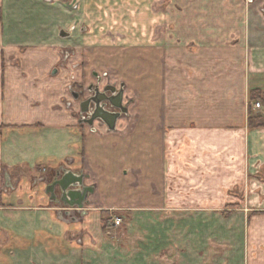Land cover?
Here are the masks:
<instances>
[{
    "label": "crops",
    "instance_id": "1",
    "mask_svg": "<svg viewBox=\"0 0 264 264\" xmlns=\"http://www.w3.org/2000/svg\"><path fill=\"white\" fill-rule=\"evenodd\" d=\"M71 1L0 0V264H208L207 227L195 230L202 243L194 246L192 214L170 209L209 204L210 188L230 185L264 205V121L253 111L255 102L264 105V2L156 0L154 15L143 3L155 0H108V13L120 3L135 30L130 44L113 45L107 34L98 41L96 20L85 14L96 0H73L77 9ZM80 10L84 18L75 19ZM120 55L135 81L118 77ZM152 62L156 81L154 68L146 71ZM92 72L143 93L156 84V117L138 116L139 92L115 131L80 124L71 92ZM101 147L124 148L134 159L148 151L146 171L125 166L108 178L102 163L85 159ZM62 169L94 187L83 210L47 194ZM115 218L130 222L121 245ZM263 238L253 224L246 245L234 241L231 264H264ZM216 249L215 263L226 264L221 243Z\"/></svg>",
    "mask_w": 264,
    "mask_h": 264
},
{
    "label": "rangeland",
    "instance_id": "2",
    "mask_svg": "<svg viewBox=\"0 0 264 264\" xmlns=\"http://www.w3.org/2000/svg\"><path fill=\"white\" fill-rule=\"evenodd\" d=\"M84 1L86 2V0ZM87 1L89 2L90 0H87ZM124 1L132 2L131 0H124ZM256 1H258L257 2L258 4H261V2L262 3L264 2V0H256ZM96 3H98V5L97 6L95 5V8H96L95 12L93 13L86 12L85 14L89 15L91 18L94 17V19L96 20V25H97L96 32H97L98 41L100 39V36L107 34L105 37H108L109 39L108 42L112 43L113 45L120 44V42L130 44L131 43L130 36L132 35V32L135 30L133 29L131 25L132 21H130V18L128 16L127 18L125 17L128 14L123 13L125 11L120 10L122 5H120V3L115 4L114 8H112L114 12L108 13L109 8L105 6L108 3V0H96ZM149 3H150L149 5L143 3L144 7L149 8L150 11L152 12L155 11L154 15H156V7H159V3H156V0L155 2H152V3L149 2ZM163 3H168V2L166 0ZM121 4H123V0ZM161 5L163 4L161 3ZM131 6L129 3V7ZM142 10H143V6H142ZM74 16H75V19H78L79 17H81L80 19L82 20V18H84V11L80 10V13L76 12ZM108 17H110L111 19L108 20ZM127 36L129 37L127 38ZM145 36L147 37L151 36L149 29L145 30ZM151 37H153V35ZM132 39L135 40V42H132V44H136V38H132ZM104 43H105V40L101 44H104ZM154 52L155 51H153V53L152 52L149 53L151 57L154 56L153 55ZM138 54L142 56L143 54H145V52H142V50L139 49ZM119 58H120V61L115 62V66H117L118 68L117 70L119 72L118 77H124L127 81H135L136 76H132L128 74V68L126 67V62H125L126 56L120 55ZM133 66H134L133 69L139 68L137 71H141L143 67V58L140 59V57H135V54H134ZM152 68H154V70H152ZM150 70H152L151 72L153 71L155 72V75H153L151 79H154L156 81V65L154 66L153 62L151 64H148V66L146 67V71L148 73H150ZM128 90L131 91V93L134 95L133 97H134L135 102L137 104L140 102L138 116H141L142 118L144 117L143 120H145V123H147L148 119L150 120V117L154 116L155 118L156 109L152 108L151 106L155 102L156 84L151 85L149 87V90L144 91V93L142 92V90L139 91V87L136 89L134 87H129ZM139 92H140L141 98L138 97ZM138 98H139V102H138ZM255 115L257 119H262L264 121V114L256 113ZM98 141H100V139H98ZM101 149L102 151L98 152V155L96 158L93 155L91 156L90 154L85 159H87L86 161L88 163L89 162L92 163L91 165H93V163L97 161L102 163L103 164L102 167L104 171L102 173L107 174L108 178H110L111 176L119 177V174H121V171H123L122 169L125 166H131L132 168H135V165L137 164L140 170L146 171V167L148 164V151L146 152L147 154L138 155L137 158L134 159L135 157H128V152H124L123 150H121L124 148L110 149L109 147L108 148L101 147ZM98 170L99 168H97V166L94 167L93 171L95 175L99 174ZM102 176L103 175L98 177L99 180H101ZM128 178H129L128 179L129 181L131 177H128ZM48 181H50V179H48ZM134 192L139 193V191H134ZM101 193L104 194L105 191L101 190ZM249 195H250V190L247 189V187H245L244 189L243 188L237 189V188L232 187V185H230L228 187L226 186V187L216 188V189L210 188L209 204H203L202 206L193 205V206H188L185 209L177 208V210H173V209H170V210H172V212L174 213L192 214V220L191 221L188 220V222L192 223V229H193L192 243L194 246H196V244L201 245L202 243V239L200 238V231L199 232L197 231L196 233L195 230L196 229L201 230L200 227L202 225L203 227H207L208 235L206 239L208 240L207 249L209 251H208V254L203 252V255L209 256L208 264H217V262L215 263L216 258L214 257H217L218 253H217L216 246L220 243L223 246L224 251H225L224 255H225L226 264H231L233 260L231 261L230 256H231V251L233 250L234 241L238 240L241 242L240 244L245 243L246 245L247 240H248V232H249V229H252L253 224L257 229L264 230V205H260L258 203L253 204V202L250 204L248 202L250 198ZM167 210L169 209H166L164 211L166 212ZM236 213L245 214V219H246V215L249 217L251 214L252 215L254 214V216H253V219L250 221L248 220V218L245 220V219H241L242 217L241 218L236 217L235 216ZM177 217H178L177 223L179 224L181 222L180 221L181 217L179 215ZM120 220H121L120 224H117L116 226L114 225L115 226L114 229H116L115 232L117 231L119 232L114 233V236H113V238L115 237L119 238L117 242L118 245H121L120 243L122 242L121 238L123 237V234L125 233L124 231L127 229V224L130 223L128 221L125 222L123 218ZM138 223L140 224L143 223L146 225L154 224V222L152 221H145V222L140 221ZM157 223H168V222L165 220L162 222L157 221L156 224ZM133 227L138 228V229L141 228V230L144 228L139 225L133 226ZM145 228H149V227L145 226ZM179 229L180 228L178 225V231ZM146 233L147 235H149L151 239L153 238L156 239V232H150V233L146 232ZM142 234H143L142 232L139 233V235H142ZM196 240H199V242L197 243ZM262 243H264V238L262 240ZM203 244H206V243H204L203 241ZM206 246L207 244L204 246V248H206ZM154 247H156V245H154ZM212 247H214V249H212ZM165 249L167 248L165 247ZM150 256L152 255L150 254ZM153 256L156 259V249H155V253Z\"/></svg>",
    "mask_w": 264,
    "mask_h": 264
},
{
    "label": "water",
    "instance_id": "3",
    "mask_svg": "<svg viewBox=\"0 0 264 264\" xmlns=\"http://www.w3.org/2000/svg\"><path fill=\"white\" fill-rule=\"evenodd\" d=\"M262 12L264 13V8H262ZM110 90L113 91L114 88ZM112 91V97L107 96V92L110 91L106 89L103 99L90 98L84 101H82L79 94L71 92L75 102L79 105L80 124L94 127L95 123H98L107 126L110 132L115 131L116 124L122 118V115L121 113L107 111V103H110L113 109L121 111L124 107L122 106V93L115 98ZM85 179L86 176L83 173L76 174L73 171L62 169L56 173L54 182L48 185L47 194L56 203H63L68 207L83 210L89 197L95 193L94 187L84 186ZM59 196L60 200H58Z\"/></svg>",
    "mask_w": 264,
    "mask_h": 264
},
{
    "label": "flooded vegetation",
    "instance_id": "4",
    "mask_svg": "<svg viewBox=\"0 0 264 264\" xmlns=\"http://www.w3.org/2000/svg\"><path fill=\"white\" fill-rule=\"evenodd\" d=\"M64 1H67V0H64ZM68 6L73 9L78 8V5L76 3H73V0L68 4ZM80 67H82V65ZM90 77H91V81L89 82V84L79 85L72 92L79 94L82 101L90 99V98L101 100L105 97L104 94H105L106 89L110 91V92H107V96L112 97L111 95L112 90L110 89L114 88L112 92L114 93L115 98H117L120 95V93H122V96H123L122 106L124 107V109L123 111L113 109L111 107V104L107 103V108H106L107 111L112 112V113H121L122 117H127L130 115V108L132 105H134L135 100L134 98H131L128 96L127 94L128 87L126 83L115 80L113 76H111V74L109 73L92 72ZM55 176L52 177L53 179L49 181L48 185L54 182Z\"/></svg>",
    "mask_w": 264,
    "mask_h": 264
},
{
    "label": "built area",
    "instance_id": "5",
    "mask_svg": "<svg viewBox=\"0 0 264 264\" xmlns=\"http://www.w3.org/2000/svg\"><path fill=\"white\" fill-rule=\"evenodd\" d=\"M253 111L260 113V114H264V106L260 101L255 102V104L253 105ZM121 220L118 218H115L113 220V224L116 226L117 224H120Z\"/></svg>",
    "mask_w": 264,
    "mask_h": 264
},
{
    "label": "trees",
    "instance_id": "6",
    "mask_svg": "<svg viewBox=\"0 0 264 264\" xmlns=\"http://www.w3.org/2000/svg\"><path fill=\"white\" fill-rule=\"evenodd\" d=\"M1 19H2V11L0 10V21H1ZM254 97H255V95H254Z\"/></svg>",
    "mask_w": 264,
    "mask_h": 264
}]
</instances>
